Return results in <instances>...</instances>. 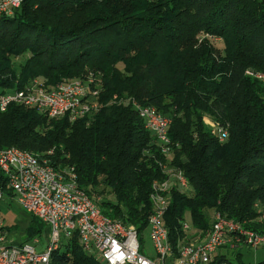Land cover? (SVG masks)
I'll return each mask as SVG.
<instances>
[{
	"label": "trees",
	"instance_id": "trees-1",
	"mask_svg": "<svg viewBox=\"0 0 264 264\" xmlns=\"http://www.w3.org/2000/svg\"><path fill=\"white\" fill-rule=\"evenodd\" d=\"M259 74L264 0H23L13 15L0 16V95L33 78L50 86L91 75L90 88L100 86L89 99L99 109L71 119L12 104L0 110V149L17 147L72 171L103 215L136 228L142 250L151 185L165 178L163 165L181 169L189 184L171 191L163 216L174 253L205 237L216 213L264 236ZM136 105L170 120L169 157ZM204 116L227 131L223 140ZM0 187L13 195L1 169ZM28 219L25 242L46 226ZM51 262L103 264L83 250L76 232Z\"/></svg>",
	"mask_w": 264,
	"mask_h": 264
},
{
	"label": "built area",
	"instance_id": "built-area-1",
	"mask_svg": "<svg viewBox=\"0 0 264 264\" xmlns=\"http://www.w3.org/2000/svg\"><path fill=\"white\" fill-rule=\"evenodd\" d=\"M22 1L0 0V16L13 15ZM88 77L63 79L50 86L33 78L22 88L2 93L0 110L15 104L34 107L49 117L66 115L74 119L91 114L99 109V104L89 97L99 93L100 85L97 83L94 89L90 88L91 75ZM135 107L160 152L169 157L172 148L167 134L170 120L152 106ZM212 129L213 133L219 134L220 140L227 135V131L215 121ZM163 168L165 178L155 179L151 185L152 211L148 229L154 255L147 256L136 228L103 215L93 198L78 186L72 171L67 175L61 173L49 165L46 158L17 147L0 149V169L7 175V184L15 200L29 215L44 222L50 234V241L44 248L27 241L15 242L8 238L0 220V264H52L51 253L74 232L83 250L103 264H231L216 259L220 247L234 248L240 243L253 248L264 245V236L216 213L212 228L205 237L181 244L174 253L163 216L170 203L171 191L174 188L187 190L189 184L181 169L164 165ZM3 195L0 187V200Z\"/></svg>",
	"mask_w": 264,
	"mask_h": 264
},
{
	"label": "rangeland",
	"instance_id": "rangeland-1",
	"mask_svg": "<svg viewBox=\"0 0 264 264\" xmlns=\"http://www.w3.org/2000/svg\"><path fill=\"white\" fill-rule=\"evenodd\" d=\"M198 37L205 38L204 33H199ZM215 46L222 49L223 42L215 39L213 41ZM203 121L208 124V126H213L214 120L208 116L203 117ZM29 213L21 207V205L15 200L13 195L4 194L0 200V220L5 226L8 238L12 241H18L17 239L24 238V234L27 230L29 224ZM50 234L48 227L45 226L44 231L41 235L27 241L28 243L37 246L38 248L46 247L47 243L50 241ZM143 252L147 256H153L154 250L152 247V242L149 235V229L144 232V247ZM222 253L225 255L227 261L231 264H255L259 261L264 260V245H260L257 248L250 247L244 243L238 244L234 248L222 247Z\"/></svg>",
	"mask_w": 264,
	"mask_h": 264
},
{
	"label": "crops",
	"instance_id": "crops-1",
	"mask_svg": "<svg viewBox=\"0 0 264 264\" xmlns=\"http://www.w3.org/2000/svg\"><path fill=\"white\" fill-rule=\"evenodd\" d=\"M18 241H15V242H19V241H22V238H20V239H17ZM222 247H229L228 245H225V246H222ZM222 247H220L218 250H217V253H216V256L218 257V256H224V258H226L225 257V255L222 253ZM230 248V247H229ZM231 249V248H230Z\"/></svg>",
	"mask_w": 264,
	"mask_h": 264
}]
</instances>
